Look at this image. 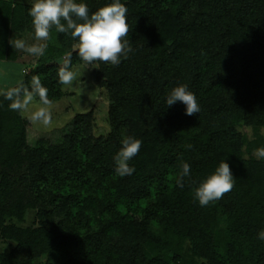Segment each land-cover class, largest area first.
Returning a JSON list of instances; mask_svg holds the SVG:
<instances>
[{"label": "trees", "instance_id": "obj_1", "mask_svg": "<svg viewBox=\"0 0 264 264\" xmlns=\"http://www.w3.org/2000/svg\"><path fill=\"white\" fill-rule=\"evenodd\" d=\"M110 2L85 0L90 12ZM121 2L133 52L119 65L98 64L97 84L108 98L105 136L94 135L89 111L75 115L60 143L30 145L27 121L6 98L21 82L31 89L33 76L48 99L59 97V68L68 61L71 70L82 61L71 52L76 41L69 34L56 31L63 45L47 44L29 75L0 94V238L15 243L0 253V264L40 258L52 264H264V240L258 238L264 229V159L252 155L264 148V137L247 141L237 131L239 125L264 127V0ZM30 7L0 0V60L17 59L10 40L31 23ZM178 84L195 94L198 114L185 115L179 102L165 105ZM125 135L142 144L129 162L135 172L121 177L114 156ZM222 160L234 186L202 207L194 190ZM185 162L190 175L181 178ZM91 173L93 185L69 189L68 182L87 183ZM152 193L156 210H145L140 220H124L113 210ZM106 208L108 219L95 220L97 228L82 234L54 221L73 213L86 227L89 213ZM27 210H36L52 229L6 223H21Z\"/></svg>", "mask_w": 264, "mask_h": 264}, {"label": "clouds", "instance_id": "obj_2", "mask_svg": "<svg viewBox=\"0 0 264 264\" xmlns=\"http://www.w3.org/2000/svg\"><path fill=\"white\" fill-rule=\"evenodd\" d=\"M127 7L121 0H111L110 3L90 12L85 0H33L27 9L31 17L34 37L40 43L28 44L22 39H15L12 46L33 56H43L47 47L46 41L50 37V30L54 27L57 32L69 34L75 41V47L82 61L87 64L93 62H107L113 66L119 65L122 58L127 59L133 52L128 38L129 25L127 22ZM65 66L59 68L58 79L63 85H71L75 74ZM34 97H38L44 106H50L51 101L38 76H33L31 89L21 84L11 90L7 99L11 107L19 111H29ZM165 105L170 107L177 102L184 106V114L192 116L200 112L195 94L189 90L187 84H178L171 88L166 97ZM34 121L48 124L51 121L49 107H39L32 112ZM121 147L114 156V172L118 176H130L135 168L130 161L137 155L142 141L132 135H125L120 141ZM191 145L186 148L191 149ZM258 159H264V148L255 152ZM191 165H182L181 178L190 175ZM234 177L227 160L219 162L212 173L207 175L194 190V198L200 206L222 198L234 186ZM258 238L264 240V229L258 233Z\"/></svg>", "mask_w": 264, "mask_h": 264}, {"label": "rangeland", "instance_id": "obj_3", "mask_svg": "<svg viewBox=\"0 0 264 264\" xmlns=\"http://www.w3.org/2000/svg\"><path fill=\"white\" fill-rule=\"evenodd\" d=\"M15 2H21L27 5H32L33 0H13ZM15 39H22L28 44L40 43L34 37V30L32 24L29 23L28 27L21 33L13 35L10 40L12 46ZM67 44V40L65 41ZM76 43V42H75ZM75 43L72 44L71 52H78L75 47ZM46 44H53L56 47L63 45V41L57 34L55 29L50 30V37L46 41ZM15 54L16 60L21 62H7L0 60V94L11 89L15 84V79L20 76L21 69H24L23 75H29V73L36 67L37 59L39 56L30 55L22 50L16 49L12 46ZM66 56L61 58L63 60ZM99 62H93L92 64H87L81 61L73 66L71 71L75 74V79L71 85H62L60 87V95L58 98L49 97L51 101L50 106H44L40 101L34 97L32 104L29 106V111H20L22 118L27 121L26 124V135L27 140L30 145H35L40 142L44 146L55 145L62 141L66 133L71 131L74 117L77 114H84L92 111V125L93 133L95 136H105L109 132L108 124V98L107 93L103 88H100L96 80V72L98 71ZM39 107H49L51 112V121L48 124H44L42 121H34L32 119V112H34ZM237 131L241 133L247 141L255 138L256 134L264 137V127H259L254 129L251 126L239 125L237 126ZM245 146L243 147L244 151ZM252 155L256 157L255 152ZM247 158V155H244ZM95 179L94 174L91 173L87 183H80L73 179L68 182L69 189L72 191L82 190L86 185L90 187ZM101 194V193H99ZM152 193L148 198L142 199L134 203L129 207H118L114 206L113 210L118 212L124 220L138 219L140 220L144 215L145 210H156L154 209L155 198ZM100 196V195H99ZM109 210L101 209L99 212H93L87 215L86 223L88 226H84L85 221L78 224L72 216L67 217L63 221L58 218L55 222H61L62 229L69 227L71 230L76 231L79 234L84 233L87 229L95 230L97 228L95 220H106L109 217ZM111 211V210H110ZM7 224L12 223L20 227L37 228L39 226L45 225L48 229H52L53 223H45L43 218L37 215L36 210H27L24 219L21 223H18L15 219H6ZM151 229L153 232H158L160 227L156 220H151ZM89 230V231H91ZM15 243L10 240H3L0 238V253H8ZM32 264H52L47 262L45 258H40L34 261Z\"/></svg>", "mask_w": 264, "mask_h": 264}, {"label": "crops", "instance_id": "obj_4", "mask_svg": "<svg viewBox=\"0 0 264 264\" xmlns=\"http://www.w3.org/2000/svg\"><path fill=\"white\" fill-rule=\"evenodd\" d=\"M1 61L17 62V63L19 62V61H17V60H15V61L1 60ZM19 63H21V62H19ZM21 64H22V63H21ZM23 71H24V69H21V71H20V74H21V75L18 76V77L14 80V81H15L14 86L17 85L18 83H20V82L22 81L23 76H24V75H23V74H24Z\"/></svg>", "mask_w": 264, "mask_h": 264}]
</instances>
